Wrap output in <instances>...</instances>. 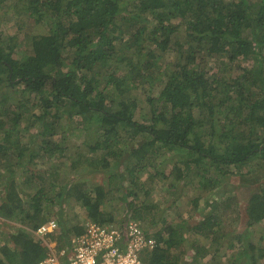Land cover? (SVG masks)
Masks as SVG:
<instances>
[{
  "label": "trees",
  "instance_id": "1",
  "mask_svg": "<svg viewBox=\"0 0 264 264\" xmlns=\"http://www.w3.org/2000/svg\"><path fill=\"white\" fill-rule=\"evenodd\" d=\"M9 2L19 14L4 25L14 34L0 30V108L10 124L0 142V166L10 180L27 177L23 169H11V158L18 167L28 159L14 139L17 126L39 132L45 154L68 156L65 145L74 128L67 131L63 120L80 117L79 135L89 138L76 164L93 163L101 180L93 190L87 192V182L77 190L88 221L122 235L137 224L156 242L141 252L144 264H236L241 249L245 264H264L257 240L246 250L241 234H214L215 209L231 218L235 197L222 195L212 217L192 230L188 222L159 217L153 201L154 194L160 200L158 192L166 200L176 195L187 178L194 183L175 204L184 194L219 192L234 175L246 181L256 166L264 174V0H0V9ZM181 30L184 43L172 50ZM19 44L27 49L20 51ZM168 55L175 57L165 64ZM205 57L217 62L219 72L199 65ZM249 61L255 63L251 69L243 66ZM10 183L1 188L7 195L9 186H17ZM262 183L264 178L247 182L242 192L248 227L264 225ZM117 194L128 207L120 221L105 210ZM199 198L189 204L198 206ZM14 201L0 202L6 218L15 215ZM31 209L33 215L19 219L31 227L0 244V264H39L50 254L46 241L58 237L64 247L84 230L79 221L36 242L28 229L40 222L39 196L31 199ZM160 224L161 231L146 230Z\"/></svg>",
  "mask_w": 264,
  "mask_h": 264
},
{
  "label": "rangeland",
  "instance_id": "2",
  "mask_svg": "<svg viewBox=\"0 0 264 264\" xmlns=\"http://www.w3.org/2000/svg\"><path fill=\"white\" fill-rule=\"evenodd\" d=\"M11 2L7 4V7L0 9V30H3V33L8 35L10 33L11 28H7L4 25L6 22L9 21L10 17H19L17 13L13 9V5H10ZM23 13V12H22ZM3 28H6L5 30ZM183 29V28H182ZM14 34L13 32L10 33ZM184 35L183 30H181L179 33L175 35V38L173 39V43L171 44L172 50H177L180 45H183L184 43ZM25 44L20 45L19 44V50H25ZM27 49V48H26ZM132 51V50H131ZM134 53V51H132ZM177 56V54H176ZM263 56H264V49H263ZM175 56H170L166 58L165 64L171 62V59ZM201 63V64H200ZM254 61H249L246 64H244V67H247L248 69H251L254 65ZM199 65H201L202 68H204L207 72L210 74H213L214 72H219V69L217 68V62L213 59H209L205 57L204 59H201L199 61ZM148 90V87L141 90L139 94H143ZM27 111L26 116L28 115ZM147 113V111L145 110ZM7 115L6 112H4L3 108H0V142L3 141V134L7 130V128L10 126V124L6 123L4 121L5 116ZM148 117L150 116V111H148ZM77 120H82L80 117H76L73 119H68L65 117L63 120L65 128H67V131H69L72 128L73 130V137H71L66 146L65 153L68 154V156H63V154H60V152L55 153L53 156H49L45 154L41 150V138L36 134L39 132H34L32 130H29L28 128H23L24 126H17V131L14 134V138L16 141H18L17 145L20 144V148H24L23 151L24 155L26 156L27 161L23 164V166H17V158H11V169L14 168L15 171L19 168L23 169L20 170V173L23 174L24 171L27 173V177L23 176V178L19 179L18 177L15 179V176L10 177L7 173V170L0 166V202L4 200H10V197L15 198V201L11 204L12 209L15 210L14 217L6 218L5 214L0 211V239L2 240V243H4L5 239H8L9 241L12 240L13 235L18 234V230L22 227H31L28 223H24V220H19L20 217L24 216L27 213H32L31 209V199L34 196H39L40 199V210H41V216L42 217H50V219H55L60 225H62L65 229H67V225L71 223L72 225L74 223H77L79 221H88L90 219L87 208H84L81 206L80 202L78 201L77 197V190L81 183L87 182L88 188L87 192L89 190H93L94 186H97L101 184L100 175H97L93 169L94 165L93 163H87V160L85 162V159L82 160L81 165L76 164V161H79L77 155L79 153H82L79 151L80 149H85V143L84 138H89V136L84 133L82 135H79V131L77 128L82 127V124H77ZM22 124V123H20ZM70 132V131H69ZM72 133V132H71ZM17 137V139H16ZM56 140L59 139V137L55 138ZM12 141V140H10ZM16 145V148L18 146ZM64 146V147H65ZM87 152V151H85ZM173 158V156H167ZM161 158H159L160 160ZM78 163V162H77ZM76 165V166H74ZM256 165L254 162L253 166ZM257 167V173H248L245 175V179L247 182L256 183L257 181L263 182V172L260 171ZM34 173L35 177L34 180L30 183H26L27 181L25 179H28L29 175H33ZM169 174V172H167ZM245 173V172H243ZM261 175V176H259ZM189 183L185 185L184 183H181V185L177 188V193L174 196L170 195V198L166 200L163 196L165 194L160 195V200L156 197L154 194L153 201H158L159 205V217H162L163 219L167 220L169 224H175V223H181L188 222L187 230H192L197 226L198 223H201L202 220H204L207 216L210 218L211 215V209L218 207L219 208V198L224 195L226 198L232 196L236 198V201L233 202L229 206L232 207L235 211V215L231 218L228 216H225L222 209H215V215L217 216V222L215 225H213L214 234L216 237H222L223 234H229L232 235V233L241 234L243 236L242 242L244 246L249 248L250 240L254 239L256 241L257 249L264 251V225L258 224L253 227L247 226L248 221V215L246 212V206L248 203L245 201V195H242V192L244 191V187L247 184L244 179H241L237 175H234L230 178L229 185H221L222 190L219 192L214 190L211 192H205L203 190H199L194 194H191V196L183 195L184 198L180 202L174 203V200L179 197V195L182 193V189L190 190V185L194 183V180L190 181V178L186 179ZM7 181L13 182L14 185H17L14 188H11L9 186L10 192L4 193V190L2 191L1 188L4 187L7 184ZM171 181V180H169ZM10 183V184H11ZM264 185V183H262ZM221 189V188H219ZM194 191V190H193ZM192 191V192H193ZM11 194V195H10ZM39 194V195H38ZM163 195V196H162ZM16 196V197H15ZM167 196V195H165ZM120 197H122L121 194H117L116 196L111 195L109 197V201L107 205L105 206V210L107 214H113L118 217V220L120 221L123 217H125L126 211L128 207H126V202H120ZM196 197H200L201 199L198 203V206H194L193 204H189V201L191 199H194ZM240 206V208H239ZM13 211V210H12ZM237 214V216H236ZM48 215V216H47ZM238 217V221L236 224H234L233 219ZM209 218H207L209 220ZM47 219V218H45ZM44 219V220H45ZM214 219V218H213ZM42 220V221H44ZM40 221V222H42ZM38 222V224L40 223ZM163 225L160 224L154 228H148L146 230H153L155 233L158 231L163 230ZM263 236V240H259ZM202 236H195L194 239H197L198 241H201ZM52 239L49 241L50 244L53 247L56 245V242H58L56 239ZM34 240V239H33ZM55 242V243H54ZM205 245H209V242ZM245 251V250H244ZM242 249L237 255L241 260L238 261L236 264H245L246 261H248V258L243 254L244 252ZM233 253V252H231ZM234 254V253H233ZM190 257V256H189ZM187 257V258H189ZM232 258L233 255H232ZM147 260L149 257L146 258ZM193 258L191 257L189 262H192ZM250 262V261H249ZM261 263H264V259L261 260Z\"/></svg>",
  "mask_w": 264,
  "mask_h": 264
},
{
  "label": "built area",
  "instance_id": "3",
  "mask_svg": "<svg viewBox=\"0 0 264 264\" xmlns=\"http://www.w3.org/2000/svg\"><path fill=\"white\" fill-rule=\"evenodd\" d=\"M55 223L50 227L42 226L38 235L54 229ZM72 254V264H144L141 252L150 251L156 242L148 237L137 224H131L126 235L109 227L87 224L84 234L76 235L69 242ZM41 264H60L53 255L48 261Z\"/></svg>",
  "mask_w": 264,
  "mask_h": 264
},
{
  "label": "clouds",
  "instance_id": "4",
  "mask_svg": "<svg viewBox=\"0 0 264 264\" xmlns=\"http://www.w3.org/2000/svg\"><path fill=\"white\" fill-rule=\"evenodd\" d=\"M1 176V175H0ZM32 213H34V210L32 211ZM48 216V215H47ZM47 218V219H45ZM50 217H42L40 216V222L38 225H37V228H33V229H28L29 231H31L33 234H34V241L38 242V239L37 238H43V237H46V235H51V234H54L55 232L57 233L59 230H61L63 228L62 225H60V223H58L57 221H55V219H50ZM52 223H55L56 224V227L54 229H51V230H48L46 233H44L43 235H38V229H40V227L42 226H45V227H50ZM96 224V223H91L90 221H85L83 224H84V230L81 234H84L85 233V230L87 228V224ZM68 225L72 226L71 223H69ZM81 234H76V235H81ZM76 235H73L71 238H69L67 240V244L66 246L64 247H61V245L59 244V242H56V245L53 247L52 245L50 244H53V243H50L49 241H46L44 243L45 247L47 248L46 250H48L50 252V254L45 257L44 259H42L41 263H45L46 261H48L50 259V257H52L53 255H55L59 261L60 264H72V254H71V249L69 248V242L70 240L75 237ZM2 242V240L0 239V243ZM55 243V242H54ZM39 263V264H41Z\"/></svg>",
  "mask_w": 264,
  "mask_h": 264
}]
</instances>
